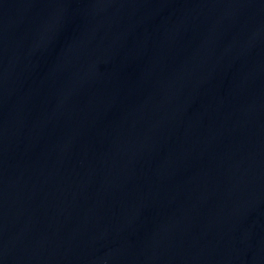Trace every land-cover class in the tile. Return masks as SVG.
Returning <instances> with one entry per match:
<instances>
[{
    "label": "water",
    "instance_id": "95a60500",
    "mask_svg": "<svg viewBox=\"0 0 264 264\" xmlns=\"http://www.w3.org/2000/svg\"><path fill=\"white\" fill-rule=\"evenodd\" d=\"M0 264H264V0H0Z\"/></svg>",
    "mask_w": 264,
    "mask_h": 264
}]
</instances>
